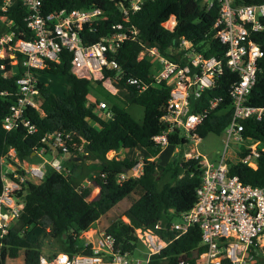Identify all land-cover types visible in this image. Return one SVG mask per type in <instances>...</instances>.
I'll list each match as a JSON object with an SVG mask.
<instances>
[{"label":"built area","instance_id":"built-area-1","mask_svg":"<svg viewBox=\"0 0 264 264\" xmlns=\"http://www.w3.org/2000/svg\"><path fill=\"white\" fill-rule=\"evenodd\" d=\"M16 1L1 0V11H6ZM19 1L27 11L24 21L30 38H25V32L19 31V27L13 30L12 21L1 17V22L9 30L0 35V59L8 61L11 73L21 72L16 80L15 99L2 122L7 132L20 127L25 128L27 134L37 131L26 109H34L40 116L43 115L39 83H48L41 71L49 63H59L63 55H70V71L78 78L100 80L111 93L119 90L120 81L143 92L147 85L141 84L135 77L126 76L116 59L125 41L141 44L138 59L146 58L152 64L154 61L160 64L157 74H152V83H164L170 89V99L162 117L167 128L153 137L161 149L169 145V134L178 135L182 140L178 146L182 148H189L191 143L196 145L201 139L198 127L222 102V97L210 98L207 106L198 111L191 110L190 102L213 89L225 69L237 75V80L228 89L231 116L222 132L224 147L216 162H210L195 148L184 153L182 161L197 160L202 173L201 183L195 192L196 200L188 211L177 215L180 221L159 220L153 227L134 228L137 246L131 250L123 249L105 230L90 228L80 235L83 239L80 252L69 254L58 251L50 256L40 254L37 264H152L154 258L192 227L198 228L199 246L203 250L197 252L192 249L177 255L176 264H262L264 186L243 183L236 175L230 174V165L240 162L256 168L257 159L264 151L262 142L243 134L244 122L261 120L264 111L247 103L256 81L258 63L263 57V51L253 37L264 30V0H200L206 10L218 9L215 36L225 46L224 55L219 58L205 57L195 50L190 41L180 38L177 47L172 50L178 54V60L162 55L156 47L144 46L139 30L128 23L130 16L148 0H115L122 22L111 25V31L96 42H90L87 33L94 32L100 24L103 10H59L46 14L41 8L42 0ZM172 18L171 27L164 24L169 30L175 25V18ZM0 70L5 77L6 65L0 64ZM107 72H114L113 76H105ZM98 109L105 118H111L106 101H100ZM41 141L48 147H40L32 153L42 159L40 165L18 162L14 148H9L0 157V239L8 234L22 212L20 193L26 194L25 183L43 180L48 167L58 173L70 174L64 161L87 154L85 140L73 141L70 132H47ZM47 154L50 158L46 157ZM137 167L132 168L134 176L141 174L142 163ZM126 177L127 174H122L119 180ZM140 247L144 249L142 256H135L136 251L140 253Z\"/></svg>","mask_w":264,"mask_h":264},{"label":"trees","instance_id":"trees-1","mask_svg":"<svg viewBox=\"0 0 264 264\" xmlns=\"http://www.w3.org/2000/svg\"><path fill=\"white\" fill-rule=\"evenodd\" d=\"M0 0V7H1ZM43 13L59 10H86L99 8L104 11V17L94 32L87 33L90 42H96L111 31V25L122 22L119 5L115 0H42ZM26 8L21 1L8 6L6 11L0 9V29H9L1 17L11 20L13 30L25 32V38H30L26 31L24 18ZM216 7L206 10L200 0H148L143 7L130 16L129 24L139 30V38L144 46L156 47L162 55L172 60H178V54L173 52L177 41L185 38L190 41L195 50L205 57H223L225 46L215 36L217 28L214 24L218 18ZM171 17L175 18L172 30L164 24ZM2 27V28H1ZM4 32V33H5ZM253 40L263 51L257 68L256 81L247 98L250 106L264 110V30L257 33ZM142 45L136 41H125L116 54V59L126 76L137 78L141 84L147 85L143 92L135 86H126L119 82L118 93L109 92L100 80L78 78L70 71V55H63L59 63H49L41 73L44 76H60L65 89L62 94L52 91L49 84L39 83L41 102L40 116L34 109H26V114L37 127L34 134H27L25 128H17L7 132L2 122L9 112L17 91L16 80L19 72L11 73L7 60L0 59V64L6 65V76L0 70V157L14 148L18 162H32L33 151L40 147H48L41 139L47 132L64 131L72 134L73 141L85 140L86 155L77 158H67L74 164L70 173L76 171L77 165L84 156L97 160L94 185L100 188L98 195L88 200L90 187L76 186L69 173H58L51 169L46 172L40 182L28 181L26 194L20 193L23 209L18 220L11 226L8 234L0 239V264H6L8 259H15L22 250L24 264H37L40 255L36 244L30 239L32 227H39L60 246L61 251L69 254L80 252L79 244L82 232L90 229L101 216L125 198H131L124 217L111 222L105 231L113 235L123 249L131 250L137 246L134 228L153 227L159 220L169 222L179 213L188 211L196 200L195 192L201 183V166L195 159L181 161L162 166L155 158L161 153L160 146L155 144L153 137L162 133L167 125L162 117L166 113L170 99V89L164 83L153 84L152 63L146 58L138 59ZM173 52V53H172ZM107 72L105 76H113ZM237 75L225 69L213 89L204 92L198 100H192L191 110L198 111L207 106L212 97H222V102L212 111L205 122L198 127L201 138L209 133L221 134L230 116V98L228 89ZM94 96L90 99V94ZM106 101L112 113L111 118H105L98 109L100 101ZM138 105L143 108V118L139 123L127 111V106ZM244 136L264 144V111L261 120L244 122ZM169 145L178 146L182 140L177 134H169ZM141 148L148 151L154 160L145 159L139 176H119L134 168L136 162L129 158L108 159L110 151L132 150ZM244 152L241 153V156ZM230 174L236 175L243 183L253 186H264V151L257 159V167L251 168L240 162L230 165ZM168 175L170 181L158 186L163 176ZM2 187L0 175V191ZM170 210L173 212L170 213ZM200 236L197 227L171 243L160 256L154 258L152 264H176L177 255L188 253L192 249L201 252ZM85 252H89L86 250ZM163 258V259H162Z\"/></svg>","mask_w":264,"mask_h":264},{"label":"rangeland","instance_id":"rangeland-1","mask_svg":"<svg viewBox=\"0 0 264 264\" xmlns=\"http://www.w3.org/2000/svg\"><path fill=\"white\" fill-rule=\"evenodd\" d=\"M173 18L171 17L166 23L165 26L171 27L173 23L171 22ZM2 28V27H1ZM5 31L0 29V35L3 34ZM152 74L156 75L158 70L160 69V64L157 61H154L152 64ZM46 81L49 84L50 88L54 93L62 94L65 86L63 85V81L60 76H53L49 75L46 77ZM119 91V90H118ZM116 91V93H118ZM94 96V92L90 94V99H92ZM103 101V100H102ZM127 111L133 116V118L137 122H141L143 118V108L138 105H129L127 106ZM224 147V135L223 133L217 135L214 133H209L205 137L201 138L200 141L194 145L191 143L189 148H182L181 146H172L167 145L165 146L161 153L155 158L158 164L162 166H168L170 163H174L173 166H178L180 162L184 159V153L191 150V148H195L200 154L205 155L207 159L210 162H216L219 155L221 154ZM106 157L108 159H122V158H129L131 160H134L136 162L135 169L138 168V164L142 163L145 159L154 160L153 157L148 153L147 150L141 149V148H135L132 150H117V151H110L106 154ZM35 161V160H34ZM97 160L84 156L82 161L77 165L76 171L74 173H70L71 176L76 177L77 181L74 182L76 186H80L82 183L89 184V187L91 188V191H93V194L89 195L87 197L88 200L93 199L95 193L97 192L94 189V177H95V169L97 166ZM72 164L70 161L66 163V166L69 170H71ZM3 170H5L4 166ZM50 168L48 167L46 172L49 171ZM133 176L134 170H133ZM86 178V180H84ZM170 181V177L168 175H165L160 180L158 186L161 187L162 184ZM131 198H125L120 203H118L114 208H112L110 211L107 212L104 216H101L99 219V222H95L91 228L96 230H105L106 227L113 221L121 220L123 222H128V220L124 217V212L127 209L129 202L131 201ZM173 220L180 221V218L178 216H174ZM31 230H33L32 234L30 235V239L36 244L37 248L41 249L43 255H48V251H52L53 249L55 251H61L60 246L57 244V242L51 241L50 238L44 233V231L39 227H32ZM83 239L80 238L79 244H82ZM140 253L135 252V256H142V253L144 252L143 247H140ZM23 251L20 252L18 258L14 260V264H19L21 262L20 259H22ZM7 262H10L8 259ZM262 264H264V255L262 258Z\"/></svg>","mask_w":264,"mask_h":264},{"label":"crops","instance_id":"crops-1","mask_svg":"<svg viewBox=\"0 0 264 264\" xmlns=\"http://www.w3.org/2000/svg\"><path fill=\"white\" fill-rule=\"evenodd\" d=\"M171 22H172V20H171ZM176 23V22H175ZM54 153H55V155H58L57 153H56V151H54ZM46 157L47 158H50V155L49 154H47L46 155ZM63 158H67V156H63ZM35 160V161H34ZM34 160L32 161V162H30V164H34V165H40L41 163H42V159L40 158V157H38V156H35V158H34ZM80 159L79 158H77L76 159V161H79ZM72 178H73V176H72ZM74 179H76V177L74 176ZM84 180H86V178L84 179ZM81 186H83V187H89V184H85V183H82L81 184ZM95 187H94V189L97 191L96 193H95V195L93 196L94 198L98 195V193H99V191H100V188L98 187V186H96V185H94ZM90 194L92 195L93 194V191H91L90 192ZM89 194V195H90ZM93 198V199H94ZM92 200V199H91ZM97 222H99V220L97 221ZM32 232H33V230H32ZM44 233H46V232H44ZM46 235H47V233H46ZM48 236V235H47ZM49 237V236H48ZM50 238V237H49ZM50 240L52 241L53 239H51L50 238ZM54 241V240H53ZM55 242V241H54ZM38 250H39V252H40V254H42V251H41V249H39V248H37ZM22 251V250H21ZM20 251V252H21ZM20 252H19V254H20ZM56 252H58V251H55L54 249L52 250V251H48V253H46V254H48L49 256L50 255H52V254H54V253H56ZM19 256V255H18ZM22 259H20L21 260V262L19 263V264H24V254H22ZM18 258V257H17ZM17 258H15V259H9L10 260V262H7L6 261V264H14V260H16Z\"/></svg>","mask_w":264,"mask_h":264},{"label":"water","instance_id":"water-1","mask_svg":"<svg viewBox=\"0 0 264 264\" xmlns=\"http://www.w3.org/2000/svg\"><path fill=\"white\" fill-rule=\"evenodd\" d=\"M127 176L130 177L133 174V170L130 169L127 173ZM28 191V183H25V193Z\"/></svg>","mask_w":264,"mask_h":264},{"label":"bare ground","instance_id":"bare-ground-1","mask_svg":"<svg viewBox=\"0 0 264 264\" xmlns=\"http://www.w3.org/2000/svg\"><path fill=\"white\" fill-rule=\"evenodd\" d=\"M172 23H173V20H172Z\"/></svg>","mask_w":264,"mask_h":264}]
</instances>
